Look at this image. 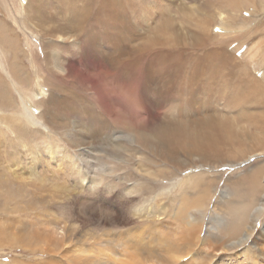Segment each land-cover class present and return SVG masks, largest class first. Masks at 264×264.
I'll list each match as a JSON object with an SVG mask.
<instances>
[{
  "label": "bare ground",
  "instance_id": "6f19581e",
  "mask_svg": "<svg viewBox=\"0 0 264 264\" xmlns=\"http://www.w3.org/2000/svg\"><path fill=\"white\" fill-rule=\"evenodd\" d=\"M23 1L25 2V0H18V3L23 4ZM166 1L167 4H162L163 9L158 12L166 17L149 30V35L143 36L144 38H141L140 41L139 39H135L139 43L146 42L141 46L131 45L129 47L123 42L125 38L131 40V35H135L137 31V27L133 26L125 16L127 14H136L142 8L138 5V0H79L80 5H82V11L79 14H82V18L74 24H67L56 18L55 22L51 23V25L45 26L44 24L49 22L47 17L38 15V13L34 14L38 17L39 25L37 24V26L43 28L51 36L60 38V42H66L61 35L64 32L69 33L71 25H74L73 28L81 36L79 39L75 37L68 43L71 47L62 48L55 44L43 46L46 52L44 63L47 67L46 70L40 67L38 74H36L34 81L36 91H39L40 95L43 94L44 91H42L43 87L41 86H46L47 84L50 88L54 87L58 89V86L55 85L57 82L53 85L48 80V76L51 73L58 74L61 82H66L73 73L75 75L78 73L75 69L76 61L74 60L79 57L80 61L85 55L83 51L90 50L91 53L95 52L98 58L104 59V61L103 63L101 61L97 62V67L94 63H91L92 66L91 64L89 65L90 68L87 66L86 71H79L80 77L83 79V86H86L90 92L89 102L94 104V101H98L105 106L110 105L112 108L110 114H114L113 120L125 125L126 132H124V138L126 140L128 139L130 143L137 141L138 144H143L142 146L148 148L147 139H155L157 145H161L162 147V150L159 151L155 149L156 153H159L157 156L167 163L175 165L179 163V152H177V149L180 148L183 154L189 157L196 156L197 160L202 162V164H210L211 162H216L218 158L211 156L207 150H201L199 144L194 149L197 151L199 149L200 155L192 154L195 150L191 149V143L195 145V141L193 140L196 135H199L197 129L203 130L205 128L208 132L206 131L207 135L204 140L212 144L216 141L229 139L228 142L231 144L228 147H221L219 145L211 148L216 151L214 155L222 154L227 161L215 165V169L221 166L233 168L243 164L248 158H252L253 156H264V52H261V46L259 47L257 42L258 35L264 37V23L261 21L264 19V0H209L208 3H200L196 9L197 11L202 10L206 14H211L210 24L212 20L216 23L214 32L219 33L221 30L227 32L225 36L218 35L215 38L209 36V20L206 19L205 27L197 25L196 19L191 17L186 8V6L191 7V4L197 0H179L181 3L177 6L176 10L173 5L176 0ZM33 2L36 3V0H33ZM30 5L31 3L27 7ZM34 5H37L36 9L40 7L37 3ZM102 12L108 14H103ZM179 14H184L182 19L188 23V26H191L200 34V37L196 38L197 40L192 45L185 42V34L174 23V18ZM212 16L216 19L214 20ZM228 20H230L231 24ZM147 21L148 18L145 17V25ZM225 22L228 23L227 26ZM233 23L236 25H233ZM253 23H255V27H252ZM117 24L125 27L124 32H117L115 30ZM86 34H89L88 40L82 38ZM96 34L99 36L102 44L122 47L126 51L120 58L106 55L100 49ZM119 35H122L121 39H115ZM222 38H225L224 41H222ZM76 42L78 43L76 44ZM246 42H249L248 47H243ZM228 44L234 45L236 51H243L242 54L244 57L241 58L249 60V65L253 71H256V75L250 78L245 73L244 77L243 74H240L235 84V92L229 95L226 105L230 110L236 109L241 104L257 107L261 113L255 116L247 115V118H242H249L253 123L254 131L257 133L251 132L249 130L250 125L243 123L242 119L233 118V116L224 117L216 112L203 113L195 105L196 100H198L202 102L200 103L201 106L209 111L211 105L209 100L216 99V91H224L225 88L229 89V86L224 87L217 79L215 80L217 76L219 78L223 76V67L226 65V58L228 56L225 48ZM259 45H261V42ZM184 46L190 47L185 49L183 48ZM74 48L78 49V52L74 51ZM56 49L58 50V55L64 57L65 62L47 52L50 50L54 53L57 51ZM198 49L202 53H199ZM118 51H121L120 48H118ZM154 53L158 54V62L151 60V58L156 57ZM194 54L196 57H193ZM87 58L90 59V57ZM34 65L36 66L37 72L38 64L34 63ZM125 73L133 74L135 79H128ZM257 74L259 75L257 76ZM163 75L165 76L161 86L163 96L167 100L181 102L172 106L167 100L160 99V105L162 107L155 108L157 122L152 133L146 130L147 121L144 120L140 124L136 123L137 121L135 120L137 117L134 120L129 118L128 123H123L120 115L122 112L127 111L126 105L114 94L113 88H116V86L119 88L123 87L126 92L132 94L137 92V88H143L145 91H148L157 85ZM100 76L102 78L107 77L112 82L110 84L113 88L108 87L109 84L102 83ZM196 82L201 86L195 88ZM66 83L63 87L66 86ZM151 93H153L152 90ZM223 94L224 92L220 95V100ZM73 96L79 97V95ZM81 97L84 98L85 96ZM52 98L49 97V99ZM38 106V108L41 107V105ZM20 108L21 110H18L17 117L19 119L22 118L24 123L17 122L15 124L17 138L24 139L30 137L33 139L35 133H28L26 126L39 125L38 121L42 119L34 118L32 115L34 106L24 97H21ZM178 108L182 109L181 113L174 112V109ZM47 111L49 113L53 112V115L51 117V123L48 125L50 130L43 120L42 125H45V130L51 132L61 129L63 131V124L58 122L60 118L58 112L52 105H50ZM161 114L166 116L165 121H162ZM60 119L62 122H68L70 116L66 113ZM98 120H100L99 117ZM0 121L9 127L13 119L12 117H1ZM71 125L73 128H77L79 123L73 120ZM189 130L193 131L194 137L191 136V131ZM172 131H182L186 134H184L181 141L177 139L172 140L174 139V136L170 133ZM63 132L66 140L69 143H73V136L67 134L65 131ZM43 138L50 140L45 135H43ZM167 140H171L168 143L172 144L173 147L175 146L174 154H170V148L166 145ZM21 142L24 143L23 141ZM237 145H244L246 152L240 150L239 147L234 148ZM102 147H104V144L98 149L100 150ZM111 147L117 151L118 149L126 150L122 146H117L116 148L113 143H111ZM91 150L90 147H77L75 151L74 161L76 163L74 169L78 173L75 177L80 179V187L77 188L78 192L81 190L79 195H77L76 190L68 191L67 186L59 184V178L55 175L50 179L41 180L40 187L34 191H37L42 196L53 198L51 190L55 189L58 191V194H61L59 197L60 201H57V204L50 210V212L54 211L53 217L51 216L52 220H50L51 225L32 231L33 235L29 233L30 237L26 235L27 229L20 228L23 231L21 232L22 235L18 236L20 233H16L15 235L21 237L20 242L27 245L28 243H32L31 240L35 243L43 242L52 245L54 250L61 249L65 242L66 244H70L75 239L82 243H84V240H87L90 241L89 244L98 243L100 245V247H96V253L86 256V258L73 256L71 259L72 264H87L88 262L90 264V261L93 264H96V262L97 264H192L190 261H179L188 252L184 246L174 244L168 236H164L161 233L158 238H155V228L153 226L151 227L150 222L156 218L159 219L165 212L153 205L142 207L143 203L147 200V198L142 196L143 192L147 195L154 194L155 192L149 184L152 181L150 180L149 182H145L144 185H140L136 181H133V178L127 179V176L124 179L121 177L114 179L112 172L106 174L105 170H99L100 167L95 162L96 158H94L96 154ZM182 153L179 155H183ZM180 166L184 167L182 164ZM196 168L198 169L199 167ZM185 170L191 171L193 169L186 166L181 171L183 172ZM201 172L199 171L195 174L188 172L184 179L180 177L172 179L174 178L172 172H166V174L163 172L155 178H157L156 180L158 182H167L168 184L173 182L171 189L186 188V186H189L190 189H197L202 195L197 200L202 201L203 204L207 200L206 207H208L213 194L217 190L215 187L217 186V181L220 179V175L211 174V177H206ZM244 172V175H238L239 177L235 178L234 181L227 180L224 182L223 189L225 191L226 201L224 200L223 206L226 220L221 221L219 232L212 236L215 243H217L219 238L229 239L230 241L226 244H221L224 240L218 242L220 246L228 251L239 247L248 248V241L255 232L254 226L260 219V232L264 234V161L255 162L254 165L248 167ZM3 176V174H0V192L5 188V192L10 194L12 199L20 195H27L32 202L29 203L32 205L36 203L41 206L47 203L45 198L38 197L34 192H27L25 188L27 186L13 185L8 179L5 180ZM108 178L110 179L108 180ZM210 178L212 179L209 180ZM19 179L24 181L20 177ZM106 180H108L107 183L105 182ZM214 180L215 183H212L211 181ZM117 183L120 186H125L128 183L126 186H129V189L126 192H122L119 186L116 185ZM166 189L162 190V193ZM35 195L39 200L36 201ZM95 195L100 196L104 200V203H108V198H112L114 203L112 207L113 212L105 208L95 209L93 206L85 203L93 200ZM219 197L216 199L217 202L219 201ZM183 200L187 203L191 202L187 198ZM121 201L124 202L123 205H120ZM133 203L135 204L133 205ZM194 204L199 206L195 201ZM175 212L177 211L174 210L172 213L175 214ZM183 216V212L178 213V217ZM134 217H138V220L143 222V224H147L146 227H143L144 232L151 233L146 234L144 237H128V234L119 231L117 232L116 239H112L107 234V228H122L131 222ZM194 224L193 219L191 221L189 218L187 219V224H185V226L189 227L192 235L196 232ZM75 226H78V228H75ZM76 232H78V237L74 235ZM200 232L199 229L197 239ZM0 236L2 237L1 233ZM79 236L82 238L81 240H79ZM185 240L188 241L189 238L186 236ZM81 246L83 249L82 252L85 253L91 251L93 248L90 246ZM254 251L244 249L243 256L253 253V259L251 258L249 261L250 264H264V253L260 252V254H255ZM107 254L112 258H106ZM100 260H104L103 263ZM0 264L2 263L0 262Z\"/></svg>",
  "mask_w": 264,
  "mask_h": 264
},
{
  "label": "rangeland",
  "instance_id": "374dc122",
  "mask_svg": "<svg viewBox=\"0 0 264 264\" xmlns=\"http://www.w3.org/2000/svg\"><path fill=\"white\" fill-rule=\"evenodd\" d=\"M204 2L208 3L209 0H197L191 4V7L186 6L191 17L196 19L197 25H201L203 27L206 26V19L209 20L210 24L211 14H206L202 10L197 11L196 8L199 7L200 3ZM29 3H31V5L27 7ZM36 3L40 5L38 9H36L37 5H34ZM36 3H34L33 0H25L23 4H19L18 0H13V2L12 0H0V118L12 117L13 119V122L9 127L0 121V174H3L5 176H3V178L5 180L8 179L13 185L27 186L25 187L27 192H34L38 197L45 198L47 203L41 206L33 203L35 205L34 207V205L29 203L31 201L27 195H20L12 199L10 194L5 192V188L1 190L0 233L2 234V237L0 236V262L2 264H72L71 259L73 256L86 258V256H90V254L97 252L96 247H100V245L98 243L89 244L90 241L87 240H84V243L79 242L76 239L70 244H66L65 242L61 249L54 250L52 245L43 242L35 243L33 240H31L32 243H28V245L23 244L20 242L21 237H18L22 235L21 232H23L20 228L27 229L26 235L27 237H30L29 233L33 235L32 231L51 225L50 220H52L51 216L53 217L54 211L50 212V210L57 204V201H60L59 197L61 194H58L57 190L52 189L51 194L53 195V199L42 196L37 191H34L40 187L42 179H50L55 175L59 178V184L67 186L68 191L76 190L77 195H79L81 190L78 192L77 188L80 187V179L75 177L78 173L74 169V165L76 163L74 161V156L77 147H90L92 149L91 151L96 154L94 158H96L95 162H97L100 167L99 170H105L106 174L112 172L114 179L119 177L124 179L125 176H127V179L133 178V181H136L140 185H144L145 182H149L150 180L152 181L149 184L155 192L151 195H147L143 192L142 196L147 198V200L143 203L142 207L153 205L165 212L163 216L159 219L156 218L150 222V224L151 227L153 226L155 228V238H158L161 233L164 236H168L174 244H181L186 250H188L187 254L179 259L180 262L190 261L192 264H250L249 261L252 258L253 253L243 256L244 249H251L252 251L256 249L254 251L255 254H260V252L264 253V234L260 232L261 219L254 226L255 232L248 241V248L239 247L228 251L225 250L224 247L220 246L218 242L224 240L221 244H226L230 241L229 239L219 238L217 243H215L212 239V236L219 232L218 230L222 223L221 221L226 220L223 206L224 200L226 201V195L223 189L224 182L227 180L234 181L235 178L244 175V171L248 167L254 165L255 162L264 161V156H253L252 158H248L243 164L233 168L221 166L215 169V165L227 161L224 159L222 154L214 155L216 151L211 148L219 145L221 147H228L231 144L228 142L229 139L216 141L212 144L207 140H204L207 135V130L205 128L203 130L197 129L199 135L195 136V139L193 140L195 141V145L191 143V149H194L196 145L199 144L201 150H207L211 156L218 158L216 162L214 161L210 164H202V162L197 160L196 156L189 157L183 154L180 148L177 149V152H179V154L182 153L183 155L178 154L179 163L176 165L167 163L157 156L159 153H156L155 149L159 151L162 150V147L161 145H157L155 139H147L148 148L142 146L143 144H138L137 141L130 143L128 139L126 140L124 138V132H126L125 125L113 120L114 114H110L112 110L111 106H105L103 103L98 101H94V104L89 102L90 92L86 86H83V79L80 77L79 71H86L91 63H94L97 67V62L101 61L103 63L104 61V59H99L95 52L91 53L90 50L83 51L85 55L80 61L79 57L74 60L76 61L75 69L78 73H76V75L73 73L70 79L66 80L67 83L63 81L62 83L58 74L56 75L50 72L51 74L48 76V80L53 83V85L57 82L55 85L58 86V89H55L54 87L50 88L47 84L46 86H41L43 87L42 91H44V93L40 95V92L36 91V84L34 81L40 67L43 70H46L47 67L44 63L46 52L44 51L43 46L45 47V45L48 44H55L62 48L71 47L68 43H70V41L75 37H78L77 39H79L81 36L73 28L74 25H71L69 33L64 32V34L61 35L66 42H60V38L57 36H51L47 31H44L43 28L37 26L39 21L38 17L34 14L38 13V15L47 17L49 22L45 23V26L51 25V23L55 22L56 18L66 22L67 24H74L82 18V14H79V12L82 11V5H80L79 0H36ZM65 3L66 5H64ZM180 3L181 2L179 0H176L173 4L175 10ZM162 4H167V1L138 0V5L142 8H140L136 14H127L125 16L133 26L137 27L135 35H131V40H128L127 38L123 40L126 45L129 47L131 45L141 46L146 43H139V41L141 38H144L143 36L149 35V30L153 28L156 23H159V21L166 17L158 13L163 9ZM102 13L108 14L104 12ZM182 16H184V14L176 16L174 18V23L185 34V42L192 45V43L197 40L196 38L200 37V34L194 28L188 26V23L182 19ZM145 17L148 18L146 24L148 26L145 25ZM213 18L214 20L216 19L215 17ZM228 21L231 24L230 20ZM261 21L264 23V19ZM225 24L226 26L228 25L226 22ZM233 25L236 24L233 23ZM215 26L216 23L212 20L209 27V36L215 38V36H225L227 34L224 30H221L219 33L214 32ZM252 27H255V23L252 24ZM124 29L125 27L120 24H117L115 27L117 32H124ZM25 33L29 36L27 37ZM96 37L101 51L110 57L116 56L117 58H120L126 51V49L122 47L102 44L97 34ZM121 37L122 35H119L115 39L120 40ZM82 38L84 40H88L89 34L82 36ZM135 39H139V41ZM224 39L225 38H222V41H224ZM257 42L258 46H261V52L263 53L264 37L258 35ZM260 42L261 45H259ZM77 43L78 42H76V44ZM248 45L249 42H246L243 47H248ZM188 47L190 46H184L183 48L186 49ZM118 48H120L121 51H118ZM232 49L235 50L234 45L228 44V46H226L225 52L228 56L226 58V65L223 67V76L222 78H219V76L215 78V80L217 79L224 87L229 86V89L225 88L224 91H216V99L209 100L211 104L209 111L204 109L200 104L202 102L198 100H196L197 102H195V105L197 109L203 113L216 112L224 117L233 116V118L242 119L247 118V115L255 116L258 113H261L257 107L248 104H241L236 109L230 110L226 105L229 95L234 94L235 92V84L238 76L243 74L244 77L245 73L248 77L252 78L256 75V71H253L252 67L249 65V60L241 58L244 57L242 54L243 51H233ZM74 51L78 52V49L74 48ZM47 52L55 55L65 62L64 57L58 55V50L54 53L50 50ZM198 52L202 53L200 49H198ZM90 53L92 57L90 56ZM154 55L156 57L151 58V60L158 62V54L154 53ZM87 57H90V59ZM193 57H196L195 54ZM34 63L38 64L37 72ZM43 74L45 75V73ZM125 74L128 79H135L133 74ZM258 75L259 74H257V76ZM100 78L102 83L104 82V84H109L108 87L113 88L110 84L112 82H110L107 77L102 78L100 76ZM164 78L165 76L163 75L157 85L153 86L148 91H145L143 88H137L138 90H136L137 92H134V94L126 92L123 87L119 88L115 85L116 88H113L114 94L122 100L127 109L126 112H122L120 115L123 123H128L129 118L134 120V118L137 117L135 120L137 121L136 123L140 124L145 120L148 122L146 130L150 133L154 131L153 129L156 127L155 124L157 122V119L155 118L157 117L155 108L162 107L160 105V99L167 100L163 96L161 89ZM65 83L66 86L63 87ZM200 86L201 85H198L196 82L195 88ZM151 90L153 93H151ZM223 92L224 94L220 100V95ZM73 95H79V97ZM81 96H85L86 99ZM21 97L26 98L33 104L34 109H32V115L34 118L42 119L38 121L39 125L26 126V131L28 133H35L33 139L30 137L18 139L15 132V124L17 122H21V124L24 123L22 118L19 119L17 117L18 110H21ZM49 97L53 98L49 99ZM167 101L172 106L181 102L172 100ZM38 105H41V107L38 108ZM50 105H52V107L58 112L60 118L66 113L70 116V120L68 122H62L60 118L58 122L63 124V131L73 136V143H69L66 140L64 132L61 129L51 132L45 130V125H42L43 120L46 122V126L48 127L51 123V117L53 115V112L49 113L47 111L48 108H50ZM174 110L175 113L182 112L181 108ZM98 117L100 120H98ZM165 118L166 116L161 114L162 121H165ZM73 120H76L79 123L77 128L72 127L71 123ZM242 120L243 123L250 125L249 130L251 132L257 133L254 131L253 123L249 120V118ZM54 125L57 126L56 124ZM189 131H191V136L194 137L193 131ZM170 133L174 136V139L172 140L177 139L178 141H181L184 134H186L182 131H172ZM43 135L48 136L50 140H45ZM170 141L171 140H167L166 145L170 148V154H174L175 146L173 147L172 144H169L168 142ZM111 143H113L116 148L117 146H122L126 150L118 149L117 151L111 147ZM103 144L104 147L99 150L98 148ZM236 147H239L240 150L246 152V147H244V145H237L234 148ZM194 150L195 151H193L192 154L200 155L199 149V152L196 149ZM77 164L79 165V163ZM181 164L184 165V167L189 166L193 170H185L182 172L181 170L184 169V167L180 166ZM196 167L199 168L197 169ZM199 171H202L201 173H204L206 177H211V174L217 176L220 175V179L217 181V186L215 187L217 190L213 194L208 207H206L207 200L204 201V204L202 201L197 200L198 197L202 196L197 189H190L189 186H186V188L171 189L173 182H170V184L167 182H158L156 180L157 178H155L163 172L165 174L166 172H172V175L174 176L172 179H176L177 177L184 179L188 172H190V174H195ZM19 177L24 179V181H21ZM110 178H108V180ZM211 179L212 178L209 180ZM108 180L105 182L107 183ZM211 182L215 183V180ZM127 184L128 183H126V185ZM116 185L119 186L122 192H126L129 189V186L126 185L120 186L118 183ZM165 188L167 189L162 193V190ZM38 197L35 198L36 201L39 200ZM218 197L219 201L217 202L216 199ZM184 198L191 200V202L187 203L183 200ZM108 200V203H104V200L100 196L95 195L93 200L85 203L93 206L95 209L105 208L113 212V200L112 198H108ZM194 201L200 207L196 206ZM123 204L124 202L121 201L120 205ZM134 204L135 203H133V205ZM174 210L177 211L175 214L172 213ZM179 212H183L184 216L178 217ZM188 218L191 221L193 219L195 222L194 227L196 232L194 235L190 233L189 227L185 226ZM146 225L147 224H143V222L138 220V217H134L131 222L127 223L122 228L118 227L116 229V227H110L106 230L107 234H109L112 239H116L118 235L117 232L119 231H121V233L128 234V237H144L146 234L151 233L143 231V227H146ZM76 227L78 228V226H75V228ZM199 229L201 232L197 239ZM16 233L20 234L15 236ZM77 233L78 232L74 233L76 237H78ZM186 236L189 238L188 241L185 240ZM81 239L82 238L79 236V240ZM81 245L93 248L91 251L85 253L82 252L83 249ZM106 258L110 259L112 257L107 254ZM100 261L103 263L104 260ZM90 264H93V262L90 261Z\"/></svg>",
  "mask_w": 264,
  "mask_h": 264
}]
</instances>
